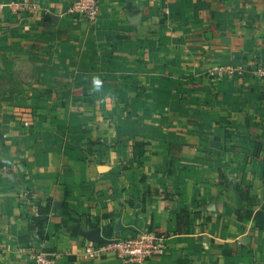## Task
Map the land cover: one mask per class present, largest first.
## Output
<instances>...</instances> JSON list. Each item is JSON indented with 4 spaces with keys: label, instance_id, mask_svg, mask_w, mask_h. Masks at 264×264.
Instances as JSON below:
<instances>
[{
    "label": "crops",
    "instance_id": "1",
    "mask_svg": "<svg viewBox=\"0 0 264 264\" xmlns=\"http://www.w3.org/2000/svg\"><path fill=\"white\" fill-rule=\"evenodd\" d=\"M11 1L0 0V264H32L38 248L55 264H264V80L209 75L264 64V0H98L93 22L68 15L71 0ZM196 209L174 233L175 214ZM95 227L164 233V253L85 260L79 233Z\"/></svg>",
    "mask_w": 264,
    "mask_h": 264
},
{
    "label": "built area",
    "instance_id": "2",
    "mask_svg": "<svg viewBox=\"0 0 264 264\" xmlns=\"http://www.w3.org/2000/svg\"><path fill=\"white\" fill-rule=\"evenodd\" d=\"M12 5L26 11L29 5L25 2L12 0ZM31 10L35 7L30 5ZM166 12V9L164 10ZM99 12L98 0H71L67 6L66 13L73 19L93 22ZM209 75L220 78L242 77L251 75L264 80V64L255 61L235 65L217 66L209 70ZM167 235L148 231L129 238H115L110 243L87 242L83 245L81 257L85 260L101 255L105 251H113L117 259L123 263H142L153 257L161 256L164 253L165 240ZM56 254L48 249L38 248L32 253V264H55Z\"/></svg>",
    "mask_w": 264,
    "mask_h": 264
},
{
    "label": "trees",
    "instance_id": "3",
    "mask_svg": "<svg viewBox=\"0 0 264 264\" xmlns=\"http://www.w3.org/2000/svg\"><path fill=\"white\" fill-rule=\"evenodd\" d=\"M223 175L219 174V179L221 184L225 183L223 179ZM235 192L237 194V197L239 199V202L247 201L248 204L251 206L253 204V201L251 200V197L248 193V191L242 187H235ZM200 217V211L199 210H193L192 212L182 211L177 212L175 214V231L174 233H185L189 230V228L192 225L193 220H196ZM239 218H241V214L238 215Z\"/></svg>",
    "mask_w": 264,
    "mask_h": 264
},
{
    "label": "water",
    "instance_id": "4",
    "mask_svg": "<svg viewBox=\"0 0 264 264\" xmlns=\"http://www.w3.org/2000/svg\"><path fill=\"white\" fill-rule=\"evenodd\" d=\"M122 229H129V230H133V227L128 226V227H124L123 225H121V220L118 219L116 221L115 224V230H122ZM81 236H83L85 239H87L88 241L91 242H97V243H110L113 241V239H108L105 238L101 235L100 233V228L99 227H95L92 229H88V230H80L79 233ZM115 241H117L115 239Z\"/></svg>",
    "mask_w": 264,
    "mask_h": 264
},
{
    "label": "rangeland",
    "instance_id": "5",
    "mask_svg": "<svg viewBox=\"0 0 264 264\" xmlns=\"http://www.w3.org/2000/svg\"><path fill=\"white\" fill-rule=\"evenodd\" d=\"M29 78H30V72H29V70H27L25 77L22 80L23 83H27ZM3 85H5V83L0 81V86H3Z\"/></svg>",
    "mask_w": 264,
    "mask_h": 264
}]
</instances>
